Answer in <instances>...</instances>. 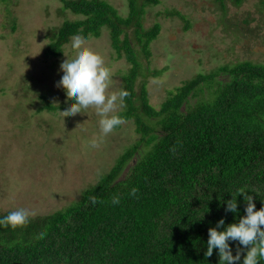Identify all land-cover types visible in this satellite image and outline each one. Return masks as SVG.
I'll return each mask as SVG.
<instances>
[{
    "label": "trees",
    "instance_id": "trees-1",
    "mask_svg": "<svg viewBox=\"0 0 264 264\" xmlns=\"http://www.w3.org/2000/svg\"><path fill=\"white\" fill-rule=\"evenodd\" d=\"M126 1L129 12L122 17L103 0H60L63 11L82 19L49 29L44 56L61 57L76 31L89 39L108 29L116 59L130 65L121 77L128 95L118 115L134 120L140 141L76 202L15 228L0 226V264H219L217 249L205 256L208 229L221 218L224 227L238 222L245 215L244 195L252 196L254 210L264 206V64L244 60L199 73L169 91L155 109L146 81L163 71L148 67L161 26L144 29L142 17L160 1ZM217 2L224 7V0ZM40 99L41 109L61 108ZM241 188L244 193L236 195ZM235 195L238 211L228 212L226 202ZM113 196L118 204L111 203ZM229 244L236 255L238 242Z\"/></svg>",
    "mask_w": 264,
    "mask_h": 264
},
{
    "label": "rangeland",
    "instance_id": "rangeland-1",
    "mask_svg": "<svg viewBox=\"0 0 264 264\" xmlns=\"http://www.w3.org/2000/svg\"><path fill=\"white\" fill-rule=\"evenodd\" d=\"M103 1L122 17L128 15L126 0ZM159 1L157 6L147 7L142 17L144 29L155 23L161 26L150 45L148 67L163 71L146 81L148 101L155 109L169 91L199 73L244 60L264 64L262 0H242L240 5L224 0L225 8L217 0ZM80 19L63 11L60 0H0L1 214L20 205L29 207L28 217L63 209L76 202L127 148L140 141L133 119L102 135L94 107L71 116L61 111L74 97L66 96L65 86L55 80L62 70L63 55H71L75 49L69 41L61 57L46 58V33L65 21ZM82 44L100 54L111 72L106 95L121 90V77L130 65L124 57L116 59L108 29L103 28L100 37L85 39ZM142 81L137 79L136 90ZM41 97L61 108L41 109ZM123 109L118 107L116 114ZM94 141L96 147H92Z\"/></svg>",
    "mask_w": 264,
    "mask_h": 264
},
{
    "label": "clouds",
    "instance_id": "clouds-1",
    "mask_svg": "<svg viewBox=\"0 0 264 264\" xmlns=\"http://www.w3.org/2000/svg\"><path fill=\"white\" fill-rule=\"evenodd\" d=\"M85 34L76 31L70 38V45L75 51L68 56L63 55L60 61L61 71L55 82L65 86V93L68 97H74L72 103L65 104L61 109L64 115H76L82 110L94 107L98 120L99 129L102 135H107L114 128L121 125L123 118L116 114V109L124 106V98L128 92L124 89L106 95V90L112 79L110 70L105 66L103 57L95 51L83 46ZM94 141L92 147H96ZM243 188L238 189L236 195L244 193ZM136 189L131 190V195H135ZM235 197L226 202L225 210L236 213L237 201ZM247 201L244 208L245 215L240 217L238 222L224 227V219L217 221L215 228L208 229L207 250L205 256H211L213 248L217 249L219 264H258L264 261V206L259 210L255 209L253 198L244 195ZM92 204H96L95 198L91 199ZM112 204L119 203V197L113 196ZM29 216V207L20 205L10 210L6 216L0 218V226L15 228ZM224 230L218 231V228ZM235 244L236 255L232 254L229 242ZM246 248V254L241 261V250Z\"/></svg>",
    "mask_w": 264,
    "mask_h": 264
}]
</instances>
